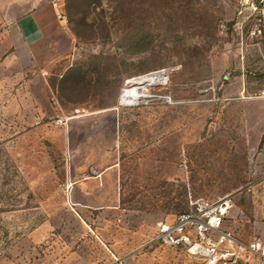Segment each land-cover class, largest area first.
Listing matches in <instances>:
<instances>
[{
    "label": "rangeland",
    "instance_id": "rangeland-1",
    "mask_svg": "<svg viewBox=\"0 0 264 264\" xmlns=\"http://www.w3.org/2000/svg\"><path fill=\"white\" fill-rule=\"evenodd\" d=\"M50 2L71 47L43 76L10 60L0 22V264H207L156 225L226 195L239 241L264 244V34L249 36L264 4Z\"/></svg>",
    "mask_w": 264,
    "mask_h": 264
},
{
    "label": "built area",
    "instance_id": "built-area-1",
    "mask_svg": "<svg viewBox=\"0 0 264 264\" xmlns=\"http://www.w3.org/2000/svg\"><path fill=\"white\" fill-rule=\"evenodd\" d=\"M252 11H258L264 0H245ZM264 34V13H260L249 31L251 38ZM56 123L63 125L64 119L57 118ZM252 183H250L251 185ZM232 195L216 199H196L188 211L178 214L170 223H157L153 241L171 249H181L190 255L203 259L207 264L226 261L236 263L237 254L247 252L256 256L264 264V244L253 240L243 245L235 232L236 220L231 214ZM232 257L231 261L225 260ZM108 264H124L120 258H113Z\"/></svg>",
    "mask_w": 264,
    "mask_h": 264
},
{
    "label": "crops",
    "instance_id": "crops-1",
    "mask_svg": "<svg viewBox=\"0 0 264 264\" xmlns=\"http://www.w3.org/2000/svg\"><path fill=\"white\" fill-rule=\"evenodd\" d=\"M55 12L50 0H0L1 25L6 27L4 31L8 28L12 33L11 38L2 35L1 43L11 49L10 60L17 68L33 70L43 76L51 66L67 57L71 38L56 19ZM76 216L89 227L84 218L78 213ZM121 221L122 217L118 219ZM109 247L112 249V245ZM102 259H106L105 253L98 260L90 257L87 264H99Z\"/></svg>",
    "mask_w": 264,
    "mask_h": 264
},
{
    "label": "bare ground",
    "instance_id": "bare-ground-1",
    "mask_svg": "<svg viewBox=\"0 0 264 264\" xmlns=\"http://www.w3.org/2000/svg\"><path fill=\"white\" fill-rule=\"evenodd\" d=\"M164 75L166 72L161 71L128 80L121 92V99L128 104L137 102L146 95V87L163 80Z\"/></svg>",
    "mask_w": 264,
    "mask_h": 264
}]
</instances>
